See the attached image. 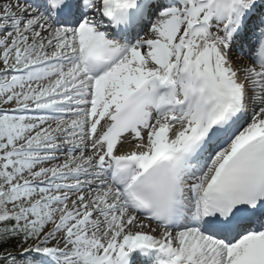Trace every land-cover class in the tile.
Masks as SVG:
<instances>
[{
    "label": "snow or ice",
    "instance_id": "6c2138e0",
    "mask_svg": "<svg viewBox=\"0 0 264 264\" xmlns=\"http://www.w3.org/2000/svg\"><path fill=\"white\" fill-rule=\"evenodd\" d=\"M0 264H264V0H0Z\"/></svg>",
    "mask_w": 264,
    "mask_h": 264
}]
</instances>
